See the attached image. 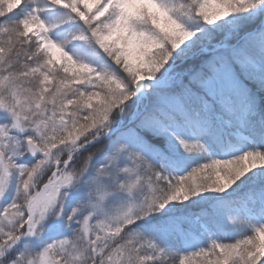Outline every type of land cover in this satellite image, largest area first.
I'll return each instance as SVG.
<instances>
[{
    "label": "snow or ice",
    "instance_id": "6c2138e0",
    "mask_svg": "<svg viewBox=\"0 0 264 264\" xmlns=\"http://www.w3.org/2000/svg\"><path fill=\"white\" fill-rule=\"evenodd\" d=\"M0 264H264V0H0Z\"/></svg>",
    "mask_w": 264,
    "mask_h": 264
}]
</instances>
